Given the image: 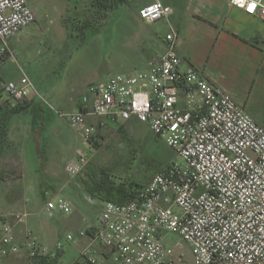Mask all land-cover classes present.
<instances>
[{
  "label": "built area",
  "instance_id": "1",
  "mask_svg": "<svg viewBox=\"0 0 264 264\" xmlns=\"http://www.w3.org/2000/svg\"><path fill=\"white\" fill-rule=\"evenodd\" d=\"M229 5L264 21V0H229ZM171 11L165 0H144L138 14L154 23L169 20ZM37 18L28 0H0L1 56L17 62L10 40ZM176 40L173 29L164 37L165 51L152 56L145 70L115 73L86 89L76 111L58 108L21 66L18 81L2 82L0 103L15 107L37 98L92 149L96 128L89 118L137 119L175 151L176 158L135 197L122 204L103 201L98 224L89 229L119 264H264V126L228 91L195 68H183ZM89 162L87 155L71 158L65 171L77 176ZM73 212L63 195L39 209L48 216ZM16 216L24 222L23 214ZM168 232L178 233L181 242L167 243ZM87 233L81 230L80 236ZM73 240L68 234L67 241ZM184 243L189 254L181 249ZM63 246L56 241L55 252ZM57 253L30 228L18 234L0 214V257L42 264ZM74 264L103 262L88 245Z\"/></svg>",
  "mask_w": 264,
  "mask_h": 264
},
{
  "label": "rangeland",
  "instance_id": "2",
  "mask_svg": "<svg viewBox=\"0 0 264 264\" xmlns=\"http://www.w3.org/2000/svg\"><path fill=\"white\" fill-rule=\"evenodd\" d=\"M73 1L28 0L30 6L37 11L38 18L23 31L24 33L22 32L21 40L17 45L21 48L20 54L18 53L20 60L27 66L28 74L36 88L45 94L49 89L47 83L50 80L70 84L76 91L79 89V94L71 99L75 104L79 102L86 89L105 81L115 73L145 70L146 60L162 51V40L167 34L168 24L165 20L146 23L138 15V9L144 0H130V3L106 12L103 18L100 17L97 22L95 21L96 23L94 22L96 25L80 30L74 28V23L77 22V18L83 21L88 17H94L93 7L90 0H79L77 3ZM6 68L10 69L12 75L21 76L18 64L8 60ZM261 79L252 90L246 79L243 81V77L239 78L237 71H232L230 76L231 84L238 86L237 94L241 97L238 98L248 101L257 112L264 113V77ZM37 106L41 107L42 103H37ZM57 107L63 109L67 106L62 102ZM67 109L74 110L70 107ZM98 120V118H89L90 123L96 128L94 149L83 141L80 135H76L69 125L57 122L52 130L57 129L62 141L68 140L71 144L61 146L60 142L58 145L51 143L48 146L47 141L43 148L38 149V144L33 138L31 142L25 143L20 159L15 154L13 156L16 159L12 162L0 159V176L11 181L20 177L23 172V180L27 186L36 181L41 183L43 190L51 178H55L54 180L61 184L69 180L84 183L86 168L92 162L97 166L112 167L115 172L114 179L119 182L135 181L145 185L155 175V172L148 169L147 158H157L159 163H164L163 167L176 158L175 151L146 124L137 119H131L128 123L130 136L128 141L122 138L119 129L125 122L108 121V124L99 127ZM81 155L90 156V162L78 176L72 177L65 171V163L68 159ZM55 181L51 180L52 186L56 184ZM52 186L49 187L51 190H53ZM47 200L48 198H44L42 202L46 203ZM35 203L34 211H38V214L30 216V219L35 221L36 218L37 228L44 224L45 218L57 222L61 228L59 232L51 233L48 241L49 247H51L49 243L53 241L64 244L55 264H74L81 256L85 243L80 236V227H86L88 224L82 219L78 221V224L82 223L79 227L66 224L69 219L81 215L73 204L74 214L57 213L50 217L39 213L37 198ZM77 204L80 208L85 205L88 221L98 224L102 201L88 194L85 199L78 198ZM6 219L9 220V217ZM9 221L14 224L16 217ZM68 234H73V241H67ZM165 241L171 245L178 244L181 242V237L178 233L168 232L165 233ZM52 248L56 250L54 245ZM181 249L189 254L187 244L184 243Z\"/></svg>",
  "mask_w": 264,
  "mask_h": 264
},
{
  "label": "crops",
  "instance_id": "3",
  "mask_svg": "<svg viewBox=\"0 0 264 264\" xmlns=\"http://www.w3.org/2000/svg\"><path fill=\"white\" fill-rule=\"evenodd\" d=\"M73 2L76 3V0ZM165 2L172 8L169 20L166 21L168 24L167 34L173 29L177 32L176 43L181 66L183 68H195L210 83L228 91L264 126V113L257 112L256 108L248 101L245 102L239 99L241 97L237 94L239 92L238 86L232 85L230 80L232 71H237L239 78L242 79L243 77V81L246 79L249 87L253 90L258 84L257 82L264 77V21L256 16L246 14L240 8L231 7L229 0H165ZM21 37L22 33L10 40L11 48L17 52V62L0 55V77L3 82L18 81L21 77L12 75L10 69L6 68L8 60L21 66L28 74L27 66L23 64L19 56L21 48L18 43ZM162 46V51L156 54H161L165 51L164 38ZM149 59L146 60L145 69L148 67ZM47 85L49 89L45 91V94L56 106L65 102L67 107L74 110H69L67 107L63 108V110L76 111L80 108V100L75 104L71 101L72 98L79 94V89L76 91L70 84H65L62 81L56 82L55 80H50ZM37 103L42 102L37 98L31 97L23 103V105L27 106V109L12 116L9 123L8 140L0 153V159H7L8 162H12L16 157L20 159L21 150L25 143L31 142L33 138L38 144V149L43 148L47 141L49 143L48 146L51 143L58 145L60 142L61 146L71 144L68 140L62 141L57 129L56 131L52 130L53 125L57 122H63L65 125L69 124L60 119L54 111L43 103L41 107L37 106ZM58 108L62 109V107ZM75 134L79 135L77 132ZM14 154L16 157L13 156ZM23 178V172L20 177L11 181L0 176V214L9 217L11 221L16 217L14 226L18 234L26 228H30L41 241L48 244L51 238L50 234L59 232L61 228L57 222L46 218L44 224L39 225L38 228L36 227V218L35 221L30 219V216L38 214V211H34L36 206L35 198L39 200L38 208H41L45 204L42 199L48 198L50 200L57 195H63L72 202L75 210L81 214L69 219L66 224L74 227L82 226V223L78 224L80 219L88 224L86 227H80V230L88 231L87 235L82 237L85 241L82 249L91 245L96 256L103 264H119L107 248L93 240L90 230L92 226L97 224L88 221V216L85 215V205L80 208L77 204L78 198L84 197L85 199L90 194L84 183L77 180L74 182L69 180L61 184L57 183L54 180L55 178H51L52 182L55 181L56 184L52 186L50 180L48 185L46 184L42 190L41 183L39 184L35 181L32 185L27 186ZM13 185L15 186V191ZM50 186L53 187V190L49 188ZM19 213L25 216L24 222H19L16 216ZM55 242L49 243L51 244L52 254H55V250L52 248ZM0 264L27 263L25 260L8 256L0 257Z\"/></svg>",
  "mask_w": 264,
  "mask_h": 264
},
{
  "label": "trees",
  "instance_id": "4",
  "mask_svg": "<svg viewBox=\"0 0 264 264\" xmlns=\"http://www.w3.org/2000/svg\"><path fill=\"white\" fill-rule=\"evenodd\" d=\"M78 1L79 0H76V3ZM90 3L91 7H93L92 14H94V17H88L83 21L80 18H77V22H75V18L73 21L75 22L74 28L77 27L81 30L84 27L87 28L91 27L92 25L94 26L96 25L95 23L97 22V19H100V17L103 18L106 15V12H111L120 5L130 3V0H90ZM2 82L3 81L0 77V87ZM25 109H27L25 104H18L15 107H10L7 102L0 103V153L2 152L4 145L8 140L9 123L12 116ZM105 120H98L99 127L108 124L107 122L109 120L106 122ZM129 122L130 121L125 122V124L121 125L119 128L122 138L126 139V141L130 140L128 133L129 130L127 127ZM147 165L148 169H150L153 173L155 172V174L162 171L167 166L166 165L163 167L164 163H159L157 158L153 159L152 157L147 158ZM114 177L115 172L113 171L112 167L107 165L97 166L90 162L86 168V179L84 180V184L87 191L93 197L102 201H113L120 204L126 203L135 197L139 190L144 186L143 184L135 181L119 182L118 180L114 179ZM60 255L61 253H57L53 258L45 257L42 260V264H55L56 261H58Z\"/></svg>",
  "mask_w": 264,
  "mask_h": 264
}]
</instances>
